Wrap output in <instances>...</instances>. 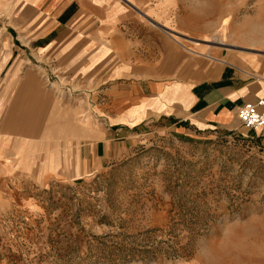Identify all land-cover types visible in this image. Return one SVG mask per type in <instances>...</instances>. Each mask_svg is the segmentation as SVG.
Instances as JSON below:
<instances>
[{
	"label": "rangeland",
	"instance_id": "374dc122",
	"mask_svg": "<svg viewBox=\"0 0 264 264\" xmlns=\"http://www.w3.org/2000/svg\"><path fill=\"white\" fill-rule=\"evenodd\" d=\"M121 1L185 53L264 66V0ZM245 131L149 123L87 177L0 185V264H264V145Z\"/></svg>",
	"mask_w": 264,
	"mask_h": 264
},
{
	"label": "crops",
	"instance_id": "0c3cea01",
	"mask_svg": "<svg viewBox=\"0 0 264 264\" xmlns=\"http://www.w3.org/2000/svg\"><path fill=\"white\" fill-rule=\"evenodd\" d=\"M161 29L121 0H0V185L87 177L149 123L243 131L237 113L264 99V66L185 53ZM248 132L264 145V127Z\"/></svg>",
	"mask_w": 264,
	"mask_h": 264
},
{
	"label": "built area",
	"instance_id": "2783aa9c",
	"mask_svg": "<svg viewBox=\"0 0 264 264\" xmlns=\"http://www.w3.org/2000/svg\"><path fill=\"white\" fill-rule=\"evenodd\" d=\"M45 85L51 87L55 78L52 76H44ZM57 85H61L58 81ZM61 95H71L76 92L70 85L62 84L59 90ZM237 118L240 124L249 130H258L264 127V99H259L255 104H247L242 106L238 113Z\"/></svg>",
	"mask_w": 264,
	"mask_h": 264
}]
</instances>
